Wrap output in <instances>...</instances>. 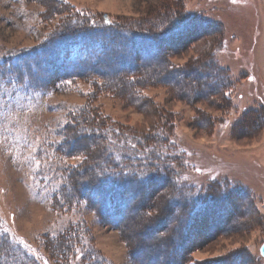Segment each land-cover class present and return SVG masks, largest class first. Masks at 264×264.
Here are the masks:
<instances>
[{"label": "rangeland", "instance_id": "rangeland-1", "mask_svg": "<svg viewBox=\"0 0 264 264\" xmlns=\"http://www.w3.org/2000/svg\"><path fill=\"white\" fill-rule=\"evenodd\" d=\"M27 65L45 81L0 127V264H264V0H0V71ZM113 163L147 182H97Z\"/></svg>", "mask_w": 264, "mask_h": 264}, {"label": "snow or ice", "instance_id": "snow-or-ice-1", "mask_svg": "<svg viewBox=\"0 0 264 264\" xmlns=\"http://www.w3.org/2000/svg\"><path fill=\"white\" fill-rule=\"evenodd\" d=\"M64 3H67L68 0H63ZM233 3H236V0H233ZM77 11H79V9H77ZM94 23V22H93ZM107 23H111L110 21H108ZM9 69H11V65L8 66ZM134 79V78H133ZM45 81V76L43 74H40L37 69L35 68V66H32V70L31 72H29V70L27 68H24L23 66L21 67V70L19 73H13L11 71H0V87L3 88V96L0 97V110H2V114L5 116L7 122L0 126L2 127V131L3 133H9L11 131H14V128L10 127V125L13 123V121L16 120V116L17 113L14 111V108L18 109L19 107H21L22 105L20 104L19 101V97H20V91H18V89L22 90L24 88H31L32 89V95H25L24 99L28 100L29 103L31 102V100L33 99V97H38L39 95H41L40 92L36 91L37 87H40L43 85ZM4 84H10L13 86V91L16 93L15 97L13 96V92H10L8 90L7 87H4ZM60 84H72V80H61ZM60 84L57 85V87L60 86ZM225 95H229L228 93H225ZM13 101H15V103H13ZM10 117V119H8ZM67 121H65L64 123H66ZM85 131H87L89 133V135H91L92 131L91 129H85ZM111 129L106 130L103 135L101 136L100 134V129L97 128L95 129V132L97 134L98 137H100L101 140H103L105 137L110 139L111 138ZM117 132L119 131L118 129L116 130ZM159 135V134H158ZM7 137L5 136V139ZM113 144H115V141H112ZM173 144H175V141H172ZM39 147V145H34L33 146V151H35L37 148ZM131 147L135 148L136 145H131ZM108 151H111V148L108 149ZM87 157L83 156V154L80 155H76L73 156V160L74 161H78L79 164H73V167H79L80 164L83 163L84 160H86ZM115 159L117 162L120 161L121 157L119 155L115 156ZM142 162L146 163L147 161L143 160L142 158ZM133 163H135V160L133 159ZM37 164V168H39L40 165V161L37 160L36 161ZM120 170H116L115 168L109 170L108 168H104L103 170H99L97 166H93L90 171H92L93 173H95V177H96V181L99 182L101 180V178H103L105 175L117 179L119 180L121 177H128V176H133L136 178V182L138 184H143L146 183V177L148 176V173L143 171L142 169H139L135 172H132L131 170H129L128 168H125L123 164L119 165ZM154 168L156 171L161 172L162 169L160 168V164L159 161L157 160L156 162H154ZM197 171H200V169H197ZM179 183V181H174L173 185H177ZM69 194L71 195V189H69ZM221 194H223V190L221 191ZM191 197V193H184L183 194V198L185 199H190ZM174 198H180L179 196L177 197H166V203L168 204H172L174 201ZM61 203H63V200H61ZM158 207H160L161 209L163 208V205H158ZM149 215H151V213H149ZM186 220V218L181 217V223H183ZM3 232L4 233H9V229L7 228H3ZM19 243L24 244V246L27 248L28 245L23 241L20 240ZM85 243H87V241H85ZM76 252L79 254V256L77 258H83V252L81 251V248L77 247L76 248ZM39 258V257H38ZM93 259H95V257H93ZM45 264H47V261H45Z\"/></svg>", "mask_w": 264, "mask_h": 264}, {"label": "trees", "instance_id": "trees-1", "mask_svg": "<svg viewBox=\"0 0 264 264\" xmlns=\"http://www.w3.org/2000/svg\"><path fill=\"white\" fill-rule=\"evenodd\" d=\"M165 9H167V7L168 6H163ZM176 15H177V13H176ZM176 17V21H175V23L177 24V23H179L178 21H181L180 20V18H177V16H175ZM105 18H107L106 19V21H105V25L104 26H106V27H109V26H114V22H112L111 20H109V18L108 17H105ZM108 21H110L111 23H107ZM168 26V25H167ZM122 30H126V29H122ZM129 33V35H131V36H134V33H131V32H128ZM150 35V34H149ZM92 36V35H91ZM137 36H140V35H137ZM100 37V38H99ZM98 38L100 39V40H106V38H104L103 36H99ZM125 37H127V36H125ZM96 36H92V43H91V47L90 46H87L86 45V43H84L85 44V46H87L88 47V50H89V52L91 51V52H95L96 51V44H95V40L96 39H98ZM128 38H129V36H128ZM146 39H144L143 41H145L146 43H151L152 42V40H149L150 39V37L148 38L147 36L145 37ZM155 38V37H154ZM90 39V38H89ZM156 39V38H155ZM154 41V40H153ZM63 42V41H62ZM83 44V45H84ZM114 44V43H113ZM61 47V46H60ZM112 47L113 46H110V48L109 49H107L106 51H104V53L102 54L101 52H100V54L98 55V57H97V59L96 60H92V59H90L89 61H87V62H85V60H83V61H81V62H79L80 63V66H83V67H81L80 68V70L79 71H84V72H86V71H91V70H94V71H96L95 73H97L98 72V74H106L107 73V71H101V72H99V71H97L98 70V67H101V65L103 64V62H104V60L106 59V58H108V56H110L111 54H114L115 52H117V50L115 51V48H113L112 49ZM114 52V53H113ZM15 61H17V60H13V63L15 62ZM93 61V62H92ZM27 69H28V65L27 66H25ZM95 112H93L92 111V113H91V115H93V118H95L96 116H95ZM93 122V121H92ZM91 126V125H90ZM88 127V126H87ZM112 128V130L113 131H115L116 133H118V132H122V130L120 129V128H118V127H111ZM92 129H97L96 128V126L94 127L93 126V128ZM91 129V130H92ZM101 129H104L102 126H101ZM119 130L118 132L116 131V130ZM103 135V134H102ZM101 135V136H102ZM104 139H106V140H108L106 137L104 138ZM139 141H137V143H138ZM134 143H136V141L134 142ZM141 143V142H140ZM150 143V142H149ZM145 144H148V142L146 141V143ZM164 145H168L167 144V142H165V144ZM156 148V147H155ZM154 148V149H155ZM122 151H124V154L125 155H123V156H126L123 160H126L127 162V165H131V163L129 164V162H130V160L131 159H134V156H135V154L134 153H131L129 150H122ZM161 149L160 148H157L156 149V153L158 154V156H157V158H156V156H155V154H154V156H148L147 158V160H149L147 163V165L149 166V165H153L154 164V162H156L157 160L158 161H161L162 160V157H163V155H161ZM146 160V161H147ZM136 161H138V160H136ZM135 161V162H136ZM117 162V161H116ZM115 162V163H116ZM163 162H161V164H162ZM160 164V163H159ZM161 164H160V166H161ZM134 164H132V166H133ZM116 166V164H112V166H110L111 168L110 169H113V168H115L116 170H120V168H116L115 167ZM137 167V166H136ZM137 169V168H136ZM129 170H131V171H134L133 169H131V168H129ZM102 180V179H101ZM98 186H102V185H98ZM103 198H104V200L106 201L107 200V195L105 194V195H103L102 196ZM3 246H5V244H3L2 242H0V248H3ZM7 247V246H6ZM15 253V257L16 258H21V260L23 261V262H26V259H27V254L25 253V252H18V251H16L15 250V252H13L12 253V255ZM26 264H29V262L28 263H26ZM93 264V263H92Z\"/></svg>", "mask_w": 264, "mask_h": 264}, {"label": "water", "instance_id": "water-1", "mask_svg": "<svg viewBox=\"0 0 264 264\" xmlns=\"http://www.w3.org/2000/svg\"><path fill=\"white\" fill-rule=\"evenodd\" d=\"M260 253H261L262 257L264 258V244L262 245V247L260 249Z\"/></svg>", "mask_w": 264, "mask_h": 264}]
</instances>
